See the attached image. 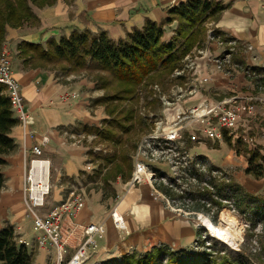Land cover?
I'll list each match as a JSON object with an SVG mask.
<instances>
[{
    "label": "crops",
    "instance_id": "obj_1",
    "mask_svg": "<svg viewBox=\"0 0 264 264\" xmlns=\"http://www.w3.org/2000/svg\"><path fill=\"white\" fill-rule=\"evenodd\" d=\"M186 1L75 0L68 4L64 0H58L52 7L35 10L41 21L38 26L8 30L7 43L15 52L14 75L21 85L26 110L35 118L34 126L28 127L27 130H35L37 134L34 138L25 135V129L19 122L11 132L16 148L6 157V164L1 167L5 175V185L0 193V227L7 219L16 229L18 236L27 241L31 239V229L27 227L30 222L25 220L24 203L25 172L29 160L33 157L30 148L43 136H48L50 142L45 148V154H48L47 158L52 161L53 176L59 179L65 174L78 177L91 162L89 152L84 145L74 144L69 137L61 136L59 129L79 122L98 125L100 119L107 118L104 106H90L104 94L103 90L97 88L95 78L89 74L64 76L57 71L25 68L23 60L18 56L19 43L22 41L45 43L49 39L70 37L73 32L85 29H89L93 34L106 33L112 40L119 41L126 39L136 29H143L149 20L163 22L168 17L170 9ZM218 1L226 5L227 9L221 13L219 20L214 22V30L236 39L247 48L242 53L247 65L264 67L262 0ZM177 25L178 22L175 21L165 27L166 41L172 40ZM206 42L202 48H207V52L197 58L195 70L197 71L195 82L200 89L188 102L213 103L234 95L240 97L263 95L260 94L263 92L255 91L254 84L246 78L244 72L238 71L234 66V69H230L232 74L228 69L227 71L220 69L217 59L225 52V48L216 43L207 47ZM202 48H195L192 53ZM72 92L77 94L76 100L69 103L61 101L60 97L64 93ZM212 95H218L219 98L214 99ZM97 170L99 168L96 169V165H93V171ZM102 176L103 174L101 178ZM117 179V183L120 184L121 177ZM144 182L132 187L122 182L116 193V185L114 187L112 181L111 188L116 195L106 201L102 188L93 190L94 195L91 198L85 194L86 204L76 223L87 225L105 222L106 226L108 225L107 234L100 239H104L105 244L102 247L99 245V250L94 256L98 264L113 258H121L127 255L130 249L150 250L159 245L170 248L176 246L174 250L185 249L189 245L188 242L196 238V231L189 218L168 203L157 188ZM83 190L85 192L84 188ZM88 205L90 207L87 210ZM105 205L110 208L104 211ZM115 206H118L119 212L125 218L127 225L125 231L116 229L111 222L110 213ZM186 228L191 234L189 239L184 240ZM72 249L74 252V248H70V251ZM35 251V264H47L50 250Z\"/></svg>",
    "mask_w": 264,
    "mask_h": 264
},
{
    "label": "trees",
    "instance_id": "obj_2",
    "mask_svg": "<svg viewBox=\"0 0 264 264\" xmlns=\"http://www.w3.org/2000/svg\"><path fill=\"white\" fill-rule=\"evenodd\" d=\"M57 1L0 0V44L5 40L8 28L17 29L26 24L31 26L40 24V18L33 11V6L50 7ZM65 1L70 3L73 0ZM226 9L227 6L218 0H187L170 9L168 17L163 22L149 20L143 29H136L126 39L119 41L112 40L106 33L93 34L89 29H85L75 31L70 37H62L59 41L50 40L46 47L29 41H22L18 45L19 56L24 60L26 67L37 69L57 66L69 75L87 71L94 75L97 88L104 91L103 96L95 102V105L105 107L108 116L103 122V127L85 126L83 130L97 134L98 140L94 144L108 142L121 148H117L118 150L107 156L89 152L94 159H102L103 163L111 165L104 172L102 163L98 170L99 176L103 174L102 180L105 186L111 188L110 182L117 180L118 177L128 181L132 171L133 163L129 150L126 149L128 148L126 138L131 135L136 123L141 119L136 114L134 106L125 104L136 98L137 90L143 82H164L181 65L182 59L195 48H202L208 36L206 22L211 20L217 22ZM175 21L178 22L175 35L172 40L166 41L165 27ZM215 32L226 45L225 52L232 54L231 63L227 64L228 70L230 71L234 66L238 71L244 72L246 78L254 84L255 91L264 92V67L247 65L242 56L247 48L221 31L215 30ZM231 42H235V45H230ZM231 48H234V51H230ZM5 90L6 87L0 85V193L5 185V175L1 167L6 164V157L16 148L11 132L19 122ZM225 140L229 146L233 144L232 137L225 135ZM236 142L237 146H242L241 138ZM218 146L220 147L219 143L214 148ZM243 149L249 154L247 174L256 178L262 177L264 154L260 147L252 150L244 145ZM206 159L204 155H196L187 166L190 176L198 184L205 183L212 187V189L196 187L191 192L181 193L182 198H186L187 195H199L198 198L195 197L196 205L191 211L202 213L211 211L207 204L201 205V199L211 201L215 205L217 201L212 200L213 196L227 201L234 199L239 213L251 223L253 229L259 224L264 225V198L252 194L236 180H224L226 177L222 168L213 163H209L207 170L209 176L211 171L221 172L223 181L221 183H216L214 179L205 181L208 175L198 172L196 164L199 161L206 162ZM166 176L161 175L163 178ZM156 185L155 187L167 198L175 200L176 194L171 187L163 182H157ZM216 218H213L215 222ZM202 230L197 229L196 234L199 237L202 236ZM210 240L214 244L211 246L213 251L209 252H193L188 247L173 250L169 246L159 245L143 254L134 251L100 264H255L253 258L243 251L225 252L223 247L225 249L227 247L223 243L213 237ZM0 264H35L33 249L19 239L11 224L5 225L0 230Z\"/></svg>",
    "mask_w": 264,
    "mask_h": 264
},
{
    "label": "rangeland",
    "instance_id": "obj_3",
    "mask_svg": "<svg viewBox=\"0 0 264 264\" xmlns=\"http://www.w3.org/2000/svg\"><path fill=\"white\" fill-rule=\"evenodd\" d=\"M74 1L75 0H73L70 3L67 1L65 2L68 4H72ZM37 8H38L37 6H33V11L35 12ZM38 9H43V8H38ZM214 22L215 21H212V20L206 22L205 27L208 28V31L209 29L214 27ZM24 26H31V25L26 24ZM9 29H13V28L7 29L6 38L0 44V49L6 48V47L9 48L13 52V57H14L13 62H14L15 52L11 49V46L7 43ZM50 40H55V39H49L45 43H39V44H42L44 47H46L47 43ZM222 47H224L226 50V45H222ZM17 50H18V47H17ZM226 54L227 53L224 52L220 57H225ZM18 56H19V50H18ZM19 58L21 57L19 56ZM231 59H232V56L230 57V60ZM183 60L184 59H182L181 65L177 69H179L183 65ZM23 65H24V60H23ZM24 67L28 68L25 65ZM231 68L234 69L235 67L233 68L232 66ZM31 69H34V68H31ZM41 69L57 71L58 73H61L64 76H71V75H75V76L83 75L84 76L85 74H89V72L84 71V72H79V73H72L69 75V74L62 72L60 69L57 68V66H51L48 68H41ZM227 69H229V67L227 66L226 63H224L222 70L227 71ZM175 71L164 82H156V81L143 82L140 88L137 90L136 98L128 101L125 104L127 106H134L136 109L135 110L136 114L141 120L137 119L138 122L136 123V128L133 130L131 135L126 138V141L128 143L127 144L128 148L126 149L129 150V155L131 156L132 163H133L132 171H131V175L128 181H125L122 177L120 179V182H121L120 184L117 183L118 179L114 181L113 186L115 187L116 185V189H115L116 193L118 191L117 187L122 186L121 184L123 183L127 184L131 180L133 172H134L135 157H136L138 145L143 138L149 137L155 134L154 131L156 130V127H155L156 119L158 118V119H163L164 121H166L175 112V109L173 107L169 108V106H165L164 100H163V96L169 100L172 99L170 92L172 88L174 87L175 83H177L174 80ZM196 72L197 71L190 74L191 76L189 78H186V80L182 82V84L186 82H191L192 84L198 85V83L195 82ZM231 72L232 71H230L229 73ZM89 75H91L94 78L93 74H89ZM69 94L71 95L74 93L72 92ZM260 94H263L261 96H264V92ZM211 97L214 99L219 98L218 95H212ZM74 100L75 99H71L70 102ZM95 102L96 101L90 104V106L91 107L95 106ZM193 104L195 103L188 102L185 108L190 107ZM104 120H105L104 118L102 120L100 119V121L97 122L98 125L96 124L93 125V124H89L86 122L69 124L67 126L60 127L59 132L61 136L64 135L65 137H68L70 134H73V133L76 134L80 132L81 133L85 132L83 130L85 126H97L99 128H102ZM163 129L165 130L168 129V122L164 123ZM160 132L164 134V132L162 131ZM232 132L233 131H230L228 132V134ZM89 134H96V133H89ZM229 136L232 137L233 144L231 146H229L226 143L225 138L217 140V139H210V138L203 136L201 132V125L198 123H194L193 125L185 127L183 134H182L181 142L175 149L174 151L175 153L173 154L171 153L172 154V156L170 157L171 160L168 158V160H160L156 162H151L149 163L148 168H149L150 173L157 174V176L155 175V181H154L155 186H157L156 185L157 182L159 183L163 182L166 185H168V187H171V189L175 191V194H176L175 200H172L171 198L169 199L168 197L170 204L174 208L179 209V211H181L179 213H182L185 217L189 218V221H191L192 227L196 231V233H197L198 228L203 229L201 232L202 233L201 237H199L196 234V238L188 242L189 243L188 248L190 249V251H193V252L213 251L211 246L212 244H214V242L210 240L211 237H213V238H216L218 241H220L227 247V249L223 247L225 252L226 251H235V252L243 251L247 256H250L253 258V261L255 264H264V225L259 224L257 225V227L253 229L251 223L239 213L237 206L235 205L234 199L231 201H227V200H221L220 198L213 196L214 198H212V200L217 201L216 205L212 203L211 201L210 202L212 203V205L210 202H208V200L205 201V199H201L200 201L201 205L205 203L208 205L207 207L210 206L211 208V211L209 213H202V212L191 211L193 210V207L196 205L195 197L198 198L199 195L198 196H195V195L188 196L187 195L186 198L180 197L181 193H183L184 191L191 192L192 190H195L196 187H198L199 189L201 188L203 189V187L204 189H208V188L212 189V187L208 184H205V183L198 184V182H196L190 176V172L187 171V166L190 165L191 160L194 159L196 155H204L207 158L205 160L206 162H203V161L197 162L196 169L198 172L205 173L208 175L207 177H205V181L210 180V179H214L215 181H217L216 183H221L223 181L221 179L223 177L221 172L211 171L210 176H209L208 174L209 172L207 171L209 167V163L210 164L213 163L216 166L222 168V172L226 177L224 178V180L226 181H231V179L236 180L240 184L245 186L247 190H249L252 194L258 195L264 198V173H263V176L260 178H256L253 175L247 174L246 169L248 168V165H249V154L245 153L243 149L244 145H246L249 149H252V150H255L258 147H260L262 154H264V105L260 102L257 103V114L254 117H251L250 119H248L243 124H241L239 128L234 132V134L229 135ZM239 138L242 139V144H241L242 146H237L236 141ZM97 140H98V137L95 141ZM95 141L90 143L84 140L83 144L81 145H84L87 148L88 152L91 151L93 152V154L100 155V156H107V155L113 154L117 148L121 149L119 146L116 147V145L109 144L108 142H101L98 144H94ZM218 143L220 147L218 146V148H214V146ZM95 146H99L100 150L97 152L93 151ZM47 155L48 154H45L44 157L47 158ZM89 159L91 161L90 163H92L93 165H96V169L100 168V165L103 163L102 159H94L93 157H90V156H89ZM262 162L264 163L263 160ZM52 165L53 164L51 161V178H50V184H51L50 189L51 190H50V194L48 197L49 204H51L52 202L55 203V202H59L63 200L68 193V189L72 185H79L81 188H84L85 194L89 198H91L94 195L93 190H97V188L103 189L104 201L108 200V198H113V195L115 194L114 190L103 184L101 175L100 176L97 175L98 170L97 172L93 171V169L90 172H86L85 170H83L79 173L78 177H75V176L73 177V176H69L68 174H65L61 176V178L59 179V177L56 178L55 176H53L54 172H53ZM109 166L111 165H106L105 162L102 164V167L104 169L108 168ZM161 175H167V176L166 178H163L161 177ZM200 183L202 182L200 181ZM162 194L166 196L164 193ZM89 207L90 205H88L86 209L88 210ZM25 208H26L25 220L27 222L28 221L30 222V224H28L27 227L31 229V232H30L31 239L28 240L30 243L29 247H31L34 250V253L36 254L35 250L45 249V248H41V246L36 242V236H35V232L33 229L32 218H31L30 212L28 211L27 207ZM109 208L110 206L105 205L104 211ZM223 214L228 215V216H234L240 221L241 228H242V239L238 241V246L236 248L230 247L226 243L221 241L219 238L214 237L212 233L209 232L208 228L202 224L203 218H208L214 225L218 226L221 224L220 219ZM214 217H217L216 222L213 219ZM7 224L12 225L10 221H7V219H5L2 222V225L0 228H3ZM106 227H108V225ZM189 234H191V231L188 232V229L186 228L183 239L184 240L189 239ZM19 239L25 240L20 235H19ZM97 241L99 242V245L101 247L105 244L104 239L103 240L98 239ZM175 247L176 246H172L171 249L174 250ZM218 248L222 249V247H219V246ZM48 250H50L51 253L47 261V264H58L57 252H56L57 250L54 248H49ZM132 251L134 252V250L130 249V252L127 254L132 253ZM147 251L149 250L143 249L140 251L137 250L136 252L143 254V253H146ZM222 253L224 252H221V254ZM71 254H73V249L69 251V256ZM90 255L91 257L86 264H95V263L98 264L96 257H94L96 255V252L91 251ZM67 258L69 257L67 256Z\"/></svg>",
    "mask_w": 264,
    "mask_h": 264
},
{
    "label": "built area",
    "instance_id": "obj_4",
    "mask_svg": "<svg viewBox=\"0 0 264 264\" xmlns=\"http://www.w3.org/2000/svg\"><path fill=\"white\" fill-rule=\"evenodd\" d=\"M262 3L264 8V0ZM215 43L219 46L224 45L222 38L217 36L215 30L211 28L208 31L206 46L210 47ZM233 44L235 42L230 43V45ZM231 51H234V48H231ZM206 52L207 48L204 47L197 49L195 53H190L184 58L183 65L175 71L174 80L177 83L170 92L172 99L169 100L163 96L164 105L169 108L173 107L175 112L166 120L168 122L167 130L163 129L164 123L167 122L157 118L155 134L140 141L135 157L134 172L131 180L127 183L128 186L132 187L146 181L156 189L154 184L156 173H150L148 165L151 162L168 160V158L171 160L170 157L175 153V149L182 140L185 127L198 123L201 125L203 136L220 140L225 138V135L230 131L233 132L228 136L234 134L241 124L254 117L257 114V103L260 102L264 105V96L240 97L234 95L213 103L199 101L185 108L188 101L198 94L200 88L191 82L184 84L182 82L195 72L197 58ZM231 56L232 54L228 53L225 57L217 59L218 67L222 69L224 63H231ZM13 58V52L9 48L0 49V85L6 87V94L11 99L19 123L25 129V135L34 138L37 134L36 131L27 129L34 126L35 118L26 110L21 85L13 73ZM60 98L62 102L69 103L71 99L77 98V94L66 93ZM68 137L78 145L83 144L84 140L92 143L97 139L96 134L85 132L73 133ZM49 142L50 138L43 136L30 148L33 157L29 160L25 172L24 203L32 218L36 242L41 248L56 249L58 264H86L91 257L90 252L99 250L97 240L105 236L106 223L87 225L76 223V219L79 218L86 204L85 192L79 185H72L68 189L66 197L60 202L48 203L51 190V160L44 156L45 148ZM99 150V146H95L93 149L95 152ZM92 169L93 164L89 162L85 166V171L90 172ZM164 198L170 203L166 196ZM110 219L116 229L127 230L125 218L119 212L118 206H115L111 211ZM22 241L27 246L30 245L29 241ZM70 248H74L75 251L69 256Z\"/></svg>",
    "mask_w": 264,
    "mask_h": 264
},
{
    "label": "bare ground",
    "instance_id": "obj_5",
    "mask_svg": "<svg viewBox=\"0 0 264 264\" xmlns=\"http://www.w3.org/2000/svg\"><path fill=\"white\" fill-rule=\"evenodd\" d=\"M221 224L216 226L208 218H203L202 224L208 228L214 237L219 238L228 246L236 248L238 241L242 239L240 221L234 216L222 215Z\"/></svg>",
    "mask_w": 264,
    "mask_h": 264
}]
</instances>
